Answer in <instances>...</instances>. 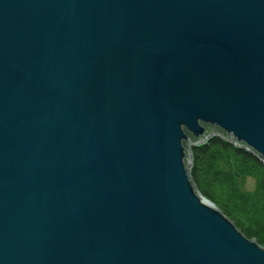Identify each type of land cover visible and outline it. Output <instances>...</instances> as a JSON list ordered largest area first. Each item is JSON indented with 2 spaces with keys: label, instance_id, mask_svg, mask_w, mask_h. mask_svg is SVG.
Returning <instances> with one entry per match:
<instances>
[{
  "label": "water",
  "instance_id": "obj_1",
  "mask_svg": "<svg viewBox=\"0 0 264 264\" xmlns=\"http://www.w3.org/2000/svg\"><path fill=\"white\" fill-rule=\"evenodd\" d=\"M214 136L264 160V0H0V264H264Z\"/></svg>",
  "mask_w": 264,
  "mask_h": 264
},
{
  "label": "trees",
  "instance_id": "obj_2",
  "mask_svg": "<svg viewBox=\"0 0 264 264\" xmlns=\"http://www.w3.org/2000/svg\"><path fill=\"white\" fill-rule=\"evenodd\" d=\"M192 172L207 193L247 235L264 244V160L253 150L212 137L193 145Z\"/></svg>",
  "mask_w": 264,
  "mask_h": 264
}]
</instances>
